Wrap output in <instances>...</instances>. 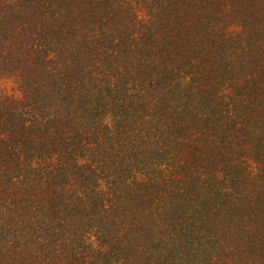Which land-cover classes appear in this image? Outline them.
Instances as JSON below:
<instances>
[{
    "label": "trees",
    "instance_id": "obj_1",
    "mask_svg": "<svg viewBox=\"0 0 264 264\" xmlns=\"http://www.w3.org/2000/svg\"><path fill=\"white\" fill-rule=\"evenodd\" d=\"M0 264H264V0H0Z\"/></svg>",
    "mask_w": 264,
    "mask_h": 264
}]
</instances>
